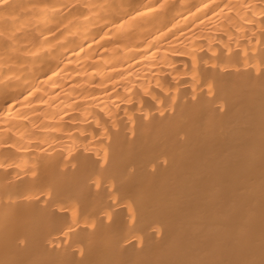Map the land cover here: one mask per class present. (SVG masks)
Segmentation results:
<instances>
[{
    "label": "bare ground",
    "instance_id": "obj_1",
    "mask_svg": "<svg viewBox=\"0 0 264 264\" xmlns=\"http://www.w3.org/2000/svg\"><path fill=\"white\" fill-rule=\"evenodd\" d=\"M0 264H264V0H0Z\"/></svg>",
    "mask_w": 264,
    "mask_h": 264
}]
</instances>
